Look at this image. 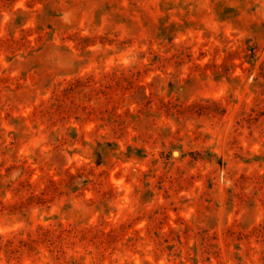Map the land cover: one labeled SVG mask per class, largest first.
I'll list each match as a JSON object with an SVG mask.
<instances>
[{"label": "rangeland", "instance_id": "1", "mask_svg": "<svg viewBox=\"0 0 264 264\" xmlns=\"http://www.w3.org/2000/svg\"><path fill=\"white\" fill-rule=\"evenodd\" d=\"M0 264H264V0H0Z\"/></svg>", "mask_w": 264, "mask_h": 264}]
</instances>
